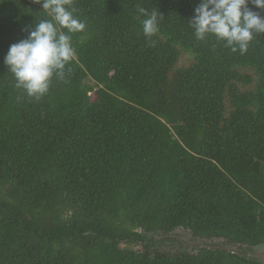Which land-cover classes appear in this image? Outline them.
<instances>
[{"label":"trees","instance_id":"16d2710c","mask_svg":"<svg viewBox=\"0 0 264 264\" xmlns=\"http://www.w3.org/2000/svg\"><path fill=\"white\" fill-rule=\"evenodd\" d=\"M199 2L72 0L86 28L37 100L4 58L49 17L0 0V264H264V33L197 39Z\"/></svg>","mask_w":264,"mask_h":264},{"label":"clouds","instance_id":"9594fccd","mask_svg":"<svg viewBox=\"0 0 264 264\" xmlns=\"http://www.w3.org/2000/svg\"><path fill=\"white\" fill-rule=\"evenodd\" d=\"M42 4L49 19L34 25L28 36L9 46L5 65L14 75L16 86L30 98L39 100L49 91L54 76L63 78L66 65L75 57L71 35L83 32L86 24L74 15L72 0H33ZM264 9V0H200L193 9L190 26L197 39L214 36L233 53L244 54L254 35L264 33V17L247 7ZM142 31L151 36L158 31V14L143 7ZM66 29L67 32L62 31Z\"/></svg>","mask_w":264,"mask_h":264},{"label":"water","instance_id":"95a60500","mask_svg":"<svg viewBox=\"0 0 264 264\" xmlns=\"http://www.w3.org/2000/svg\"><path fill=\"white\" fill-rule=\"evenodd\" d=\"M230 249L235 250L236 247H232ZM248 256L250 258H254L257 260H263L264 261V244L254 246L252 248V252L248 253Z\"/></svg>","mask_w":264,"mask_h":264},{"label":"rangeland","instance_id":"374dc122","mask_svg":"<svg viewBox=\"0 0 264 264\" xmlns=\"http://www.w3.org/2000/svg\"><path fill=\"white\" fill-rule=\"evenodd\" d=\"M191 62H192V57L185 54V53H182L180 56V59L178 61V64H177V68L188 67ZM261 261H263V260H261Z\"/></svg>","mask_w":264,"mask_h":264}]
</instances>
